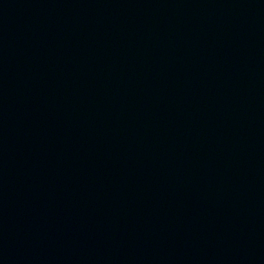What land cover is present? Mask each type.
Returning <instances> with one entry per match:
<instances>
[{"label": "water", "instance_id": "1", "mask_svg": "<svg viewBox=\"0 0 264 264\" xmlns=\"http://www.w3.org/2000/svg\"><path fill=\"white\" fill-rule=\"evenodd\" d=\"M0 264H264V0H0Z\"/></svg>", "mask_w": 264, "mask_h": 264}]
</instances>
